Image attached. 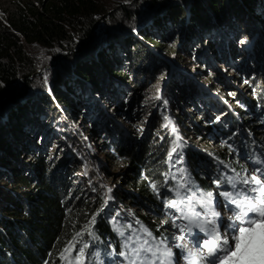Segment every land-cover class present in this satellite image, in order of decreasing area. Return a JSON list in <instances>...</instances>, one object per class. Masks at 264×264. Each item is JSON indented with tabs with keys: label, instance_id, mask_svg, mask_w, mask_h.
Instances as JSON below:
<instances>
[{
	"label": "trees",
	"instance_id": "obj_1",
	"mask_svg": "<svg viewBox=\"0 0 264 264\" xmlns=\"http://www.w3.org/2000/svg\"><path fill=\"white\" fill-rule=\"evenodd\" d=\"M129 1L127 7L112 9L101 0H0V264H68L69 259L75 264L84 244L89 245L84 264H95L90 254L95 252L108 262L125 244L128 251L140 239L154 249L172 239L166 219L172 211L193 210L210 192L211 181L244 173L239 153L264 157V142L250 134L256 122H264V65L251 67L258 76L252 80L253 94L238 96L246 114L220 119L201 101L211 100L209 92H215L211 80L198 79L187 62L195 52L236 67V75L248 74L254 53L258 59L264 56L258 34L264 31V0ZM237 39L244 43L234 46ZM249 44L251 51L245 52ZM43 49L62 54L51 58H59L54 67L39 74L31 54ZM158 91L167 95L171 119L155 105L153 114L140 111L139 117L151 118L141 138L137 129L119 135L121 118L132 121L142 101H149L146 96L158 100ZM186 101V108L199 113L197 122L184 112ZM214 109L225 113L222 107ZM77 118L83 133L68 127ZM107 120H112L109 130ZM104 131L113 135L101 161L95 142L109 138ZM217 135L231 151L216 148ZM83 142L94 147L93 165L113 157L121 161L125 189L114 184L106 190L93 169L90 185L77 182ZM177 143L180 147L172 152ZM49 145H55L52 152ZM100 168L106 172L100 165L96 172ZM169 199L182 201L179 211L166 208ZM119 207L130 211L137 225L121 218ZM94 216L95 235L89 236L85 226ZM81 232L62 259L66 245Z\"/></svg>",
	"mask_w": 264,
	"mask_h": 264
},
{
	"label": "rangeland",
	"instance_id": "obj_2",
	"mask_svg": "<svg viewBox=\"0 0 264 264\" xmlns=\"http://www.w3.org/2000/svg\"><path fill=\"white\" fill-rule=\"evenodd\" d=\"M107 7L109 8H117V4L119 5H124V6H128L130 5V1L129 0H101ZM258 17V16H257ZM264 24V23H262ZM264 28V27H263ZM260 37L262 38V40L264 41V31L261 32V30H259ZM238 41H235L234 46L238 45L241 42V39H237ZM257 40V35H255L253 37V40ZM250 44L252 45L253 43L250 42ZM246 45L245 47V52H250L251 51V45ZM251 46V47H250ZM255 46V45H253ZM264 49V47H263ZM61 50L59 49H43V50H39V51H35L34 53H32V56H35V59L40 58V61H36L35 59H33L35 61V63H37V71L38 73H43L45 71H48L51 67H54V65L58 62V60H53L50 61L51 58L55 55L57 57H59L60 54H62V52H60ZM218 52V50H217ZM252 53V52H251ZM41 57H37L40 56ZM207 55V54H206ZM205 55V56H206ZM191 57V59L189 61H187L186 57H185V65L189 68V63L192 62V66L190 67L191 70H193L198 79L199 78H203L204 80H211L210 83L212 85V87L215 89V92H211L210 90V94L209 97L211 100H209L208 98H203L201 99V101L204 103V105L206 106V108H208V111L210 113V115L214 118H216L218 115L221 118L227 119V117H238L241 119V115L242 114H246V108L244 107V105L239 101L238 96L242 95V96H251L253 94V91L256 89L254 88V85L252 84V82L258 77L257 74L254 73V71L251 69V67H254L255 65H257V63H260L262 65H264V56L262 54H259V59L258 56H256V54L254 53V57L257 59H254L253 57L251 59L248 60V66H249V73H245L244 71H239L238 75L237 74V69H235L236 67H232L231 65H226L224 62L221 61H217V62H213L212 60L208 59V56H206V59L204 57L199 56V54L195 55V52H191V54L189 55ZM197 56V57H196ZM238 59L240 58L239 56H237ZM212 58V57H211ZM195 60L197 62H195ZM189 62V63H186ZM52 62H54V65H52ZM245 68V66H244ZM235 70V71H233ZM183 74V73H182ZM251 74V75H250ZM185 76V74H184ZM216 77V79H215ZM186 79V78H185ZM253 80V81H252ZM159 82V78H156L155 83ZM146 84V83H145ZM203 84V83H202ZM200 84L201 87L206 88V86L203 84ZM19 85V84H18ZM259 85V84H257ZM166 86V83L163 84V87ZM170 86V85H169ZM161 89V88H160ZM161 94H159V99L153 102V98L151 95L146 96V99L149 100L147 103L142 101V104L139 106V108L137 110H135L134 113V117L132 119V121L128 120L127 118H121V123L123 124V126H118V130H119V135L121 134L122 136L126 137L128 135V133L131 131H135L136 129L138 131H141L139 134L136 133L135 135L138 136L139 138H141L143 136V132L145 131V129H147L149 122H150V117L148 115H141L139 117L140 111H146V112H150L151 114L155 113V110L157 112L160 111H165V114H167L168 118L171 119V117L168 115L169 114V108L170 106L168 105V101L166 99V94L165 92H160ZM178 93V92H175ZM215 100V101H214ZM124 101V100H123ZM126 101V100H125ZM159 101L161 102L159 104ZM145 105V106H144ZM156 105V106H155ZM210 105V107H209ZM155 106V110L153 111V107ZM187 106H190L188 101H186V103L184 104V112H187L190 116L192 115L194 117V120L197 122L199 120V113L196 111V109H193L192 107L186 108ZM214 106H219L222 107L223 109H225V113L222 114V112L220 111L219 114L217 113L216 109H214ZM108 116H104L101 117V119H106ZM244 119H249V120H255L253 118H249L246 115L243 116ZM110 119V118H109ZM237 119V118H236ZM238 120V119H237ZM112 120H107L105 121V128L107 130H109L110 128H112ZM240 121V120H239ZM76 124L71 127L70 124H68V127H70L71 131L73 133L76 132H82L83 130L79 127V123L80 120L79 118L76 119ZM170 124L173 125V122L170 120ZM169 124V123H168ZM255 125H257L258 127H256L254 129L253 133H250L252 135V140L254 141H263L264 142V122H256ZM137 126L140 127V129L137 128ZM164 126V125H162ZM188 126V125H187ZM174 127V125H173ZM177 129L175 128L174 134H177L178 132L176 131ZM57 131V129H56ZM107 132V134L109 135V138L106 139L105 141L103 140H96L95 144L97 145L98 148V156L101 158V161H103L102 159H104V153L105 152H110L109 150V143L111 142L110 139V134L108 131H104ZM180 138V137H179ZM102 143L107 144L106 147H101ZM213 143H217L216 148L218 149H223L227 148L229 151H231V146L225 142L224 139L221 138L220 135H217V140H214ZM257 144V142H255ZM52 144V143H51ZM49 148H52L50 151L52 152V150L54 149L55 145H49ZM82 146L85 150V156L79 158L78 162L81 164L78 168L77 171V175H76V180L78 183L82 184L83 186L85 185H90V182L92 181L89 173L90 171L93 169L95 171V174L97 175V177L101 180L104 181L103 185L106 188V190H108V188L114 187L116 184V186L119 188H126V186L124 185L123 181L125 180L123 177V173L120 170V166H118V164H120V160L118 158L113 157V161L110 163H100L98 162L97 165H93V155L92 153L94 152V147L92 145H88L87 143L83 142ZM63 147L62 144H59L58 146ZM105 148H108V150H104ZM100 150H104L103 152H100ZM238 155V154H237ZM248 156H252L254 157V159L256 161H261L260 157L256 154H251L248 153ZM239 156V155H238ZM90 162V163H89ZM238 163L240 166H243L246 169V174L244 176L245 177H250L252 174H256L254 173V169L258 168L255 165H251L248 164L247 162H245L244 159H238ZM262 166H264V162L261 161ZM102 166V167H106V172H104L103 168L99 169L98 171V166ZM218 203L220 204V206H225L227 204H230L229 202H227L224 197L218 196L217 197ZM230 206H232V208H234L235 206L230 204ZM119 212H120V217L123 218L125 221L129 222V223H133L135 225H137L136 223H134L133 220V216L130 213V211H127L125 209H122V207H119ZM133 210L136 211V209L133 208ZM223 220L224 221H228L229 217L233 215V213L230 210H222L221 212ZM174 217H176L175 214H172L171 217L166 218L168 220V227L169 229H167V232L171 234V240L167 242L168 246L172 248L173 251V257H174V262L176 264H188V258H187V253L190 250H194L193 249V245H191L188 241L187 236L185 235V233H181L180 229L182 228V224L185 221L184 219H175V226L173 223V219ZM132 231H136V229L132 230ZM138 230L136 231V234L141 237V238H145V235L142 233H139ZM199 232V230H198ZM183 235L185 237L184 240H179L178 237ZM129 236V235H126ZM200 236H203V233H200ZM146 240V239H145ZM181 244V245H186V247L184 248H177L175 247V244ZM150 244V243H149ZM185 253V257L180 261L179 259V255ZM142 255V258H144V255ZM104 264H107L106 262H104ZM111 264V263H108ZM114 264H119L118 262L114 263Z\"/></svg>",
	"mask_w": 264,
	"mask_h": 264
},
{
	"label": "snow or ice",
	"instance_id": "obj_3",
	"mask_svg": "<svg viewBox=\"0 0 264 264\" xmlns=\"http://www.w3.org/2000/svg\"><path fill=\"white\" fill-rule=\"evenodd\" d=\"M243 44L244 41L241 40ZM159 99V91L157 93ZM167 119V118H166ZM169 123H171L169 121ZM175 131V128H173ZM179 137L177 140L179 141ZM180 144L177 143L173 147L172 152H175ZM172 152L169 153L171 159ZM182 159V157H181ZM261 163V161H257ZM227 167V166H226ZM181 180H184V169L179 170ZM250 177H245L242 184L249 187L238 189L235 192L224 191L221 195L234 208L229 209L233 215L229 217L228 221H224L219 211L213 208V193L207 192L202 194L196 201L202 208L205 209V215L200 216L196 213L190 220L189 225L181 228V233H193V228L199 229V232L191 235L190 240L193 242V249L187 253L188 264H264V169L256 168ZM214 183L218 186L221 181L215 179ZM229 183L233 189H237V184L229 179ZM185 184L181 183L180 188H184ZM153 190L156 186L153 185ZM176 195L179 197V189L176 190ZM181 200L169 199L165 202L166 208L180 210ZM188 203H192V198L188 197ZM251 214V215H250ZM187 217H174L173 223L175 226V219H185ZM167 221H165L166 223ZM95 223V216L85 226L89 236H94L92 225ZM145 231H147L145 229ZM203 233V237L200 236ZM121 236L123 232L119 233ZM148 236L152 234L147 233ZM82 235L76 233L73 241L66 245L61 253L63 259L64 253H70L75 246L74 242H78V238ZM139 239V237H137ZM153 239H155L153 237ZM179 240H184L183 235L178 237ZM177 248H184L186 245L179 243L175 244ZM89 245L84 244L79 248L75 256V264H84L85 249ZM124 248H128L125 244ZM121 249L119 256L125 258L132 257L129 264H144L142 253H150L153 257L152 264H172L173 251L168 246L165 240H161L159 245L154 249L149 244L148 240H144L138 247L130 248L127 252ZM159 253V256L157 255ZM96 257L95 264H104L101 254L99 252L90 253ZM68 264H73V260L69 259Z\"/></svg>",
	"mask_w": 264,
	"mask_h": 264
},
{
	"label": "bare ground",
	"instance_id": "obj_4",
	"mask_svg": "<svg viewBox=\"0 0 264 264\" xmlns=\"http://www.w3.org/2000/svg\"><path fill=\"white\" fill-rule=\"evenodd\" d=\"M240 141V140H239ZM245 162H247L248 164H252V161L251 160H248V161H245ZM131 237H132V235H131ZM128 240V239H127ZM127 242V241H126ZM134 242V241H133ZM129 245H130V241H129ZM124 250H126V249H124ZM128 250V249H127Z\"/></svg>",
	"mask_w": 264,
	"mask_h": 264
},
{
	"label": "water",
	"instance_id": "obj_5",
	"mask_svg": "<svg viewBox=\"0 0 264 264\" xmlns=\"http://www.w3.org/2000/svg\"><path fill=\"white\" fill-rule=\"evenodd\" d=\"M66 55V54H65ZM38 74V73H37Z\"/></svg>",
	"mask_w": 264,
	"mask_h": 264
}]
</instances>
